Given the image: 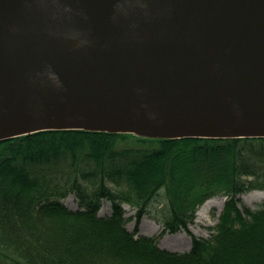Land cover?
Segmentation results:
<instances>
[{"label": "water", "instance_id": "obj_1", "mask_svg": "<svg viewBox=\"0 0 264 264\" xmlns=\"http://www.w3.org/2000/svg\"><path fill=\"white\" fill-rule=\"evenodd\" d=\"M66 130L264 138V0H0V142Z\"/></svg>", "mask_w": 264, "mask_h": 264}, {"label": "trees", "instance_id": "obj_2", "mask_svg": "<svg viewBox=\"0 0 264 264\" xmlns=\"http://www.w3.org/2000/svg\"><path fill=\"white\" fill-rule=\"evenodd\" d=\"M262 171L264 138L66 130L2 141L0 264H264V200L253 210L236 198L264 192ZM69 195L75 210L62 204ZM160 195L162 233H184L189 250H162L154 237L126 227L122 204L137 219L156 221ZM216 196L229 199L210 214V238L196 237L188 228L194 212ZM103 201L110 213H99Z\"/></svg>", "mask_w": 264, "mask_h": 264}, {"label": "rangeland", "instance_id": "obj_3", "mask_svg": "<svg viewBox=\"0 0 264 264\" xmlns=\"http://www.w3.org/2000/svg\"><path fill=\"white\" fill-rule=\"evenodd\" d=\"M249 156V154H247ZM262 176H264V171H262ZM247 179L251 178H241V182H246ZM64 180H59L60 183H63ZM107 187H109L111 190H115L114 185L107 184ZM119 191L125 192L126 189L120 188ZM217 200L223 199L222 196H216L214 197ZM238 202V207L242 208V206L248 207L250 209H257L260 203L264 200V193H261L260 191H251L248 193H244L241 195H238L236 197ZM229 199L225 197V201ZM221 203L220 206L217 205H211L206 210L205 216L200 219V221H195V213L193 217V222L188 225V228L190 232L199 238L209 239L211 234L208 230V226L214 225L216 223V220H212L210 218L211 212L214 213V215H218L224 206V202ZM62 204L64 207L68 209L75 210L78 208L77 203L72 195L67 196L65 199L62 200ZM165 201L162 199L161 195L156 198L154 207L152 210V213L156 216V221H153L149 219L146 216H141L139 219L136 218V209L132 206H129L127 204H122L123 209V215L125 218H130L127 223L126 227L132 231L134 227L137 228V231L140 234H145L148 236H152L155 238L157 245L160 249L166 250L168 252H184L189 250L190 248V239L184 234V233H176L174 235L171 234H163L162 233V224L161 219L162 215L160 214L161 210L164 208ZM100 214H106L110 213V206L107 202L103 201L101 205V209L99 211ZM181 234L185 235L187 239H183Z\"/></svg>", "mask_w": 264, "mask_h": 264}, {"label": "bare ground", "instance_id": "obj_4", "mask_svg": "<svg viewBox=\"0 0 264 264\" xmlns=\"http://www.w3.org/2000/svg\"><path fill=\"white\" fill-rule=\"evenodd\" d=\"M261 192V191H260ZM264 193V192H261ZM225 201V197L223 199L217 200L215 198H212L210 200H207L205 203H203L196 211L195 213V221L198 222L200 219H202L205 216L206 210L209 208L211 205H217L220 206L221 203ZM182 238L185 240L187 237L183 234H181Z\"/></svg>", "mask_w": 264, "mask_h": 264}]
</instances>
